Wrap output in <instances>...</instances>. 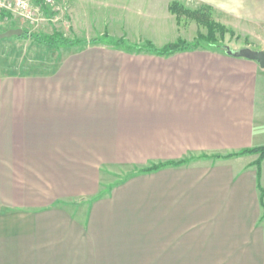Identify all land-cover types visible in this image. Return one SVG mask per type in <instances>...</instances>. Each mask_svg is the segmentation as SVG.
Wrapping results in <instances>:
<instances>
[{
  "label": "crops",
  "instance_id": "crops-1",
  "mask_svg": "<svg viewBox=\"0 0 264 264\" xmlns=\"http://www.w3.org/2000/svg\"><path fill=\"white\" fill-rule=\"evenodd\" d=\"M55 1L74 39L163 49L183 40L179 3L244 41H100L0 76V264H264L255 156L214 159L264 146V69L235 55L264 52V0Z\"/></svg>",
  "mask_w": 264,
  "mask_h": 264
},
{
  "label": "rangeland",
  "instance_id": "rangeland-1",
  "mask_svg": "<svg viewBox=\"0 0 264 264\" xmlns=\"http://www.w3.org/2000/svg\"><path fill=\"white\" fill-rule=\"evenodd\" d=\"M55 1V0H54ZM32 4L34 6H38L42 4V14L38 16L40 19L35 24H30L26 22H22L21 20H15L5 25L3 28H0V35L4 33L6 30L10 29H23L24 33L21 36H14L11 38H0V76L11 75V76H25V75H45L51 74L56 69L60 62L69 57L72 52V48L70 46H55L47 45L48 39L52 38L55 33L62 35L64 38L68 40H74L71 23H70V14L69 8L57 9L58 5L55 1V6L52 7L45 3L43 0H32ZM182 5V4H181ZM99 6V5H97ZM183 6V5H182ZM185 7V6H184ZM186 8V7H185ZM191 11H197L199 9H189ZM200 12H206L205 10H199ZM96 14V13H95ZM93 20V19H91ZM86 23V20H85ZM183 32V40L187 42L193 41V36L202 34L207 36L208 30L204 26H200L193 18H189L187 16H182L179 21ZM93 25H96V21L93 20ZM85 35V34H84ZM84 35H80L78 37H84ZM198 37V36H197ZM186 39V40H185ZM240 37H237L233 32H228L223 36L217 35L216 42H222L228 45L229 47H239L240 44L243 43ZM46 42V43H44ZM106 43V42H105ZM146 43L140 44L138 46H144ZM122 50V49H120ZM126 50V49H125ZM127 51H130L127 49ZM135 54V52L139 51H130V53ZM142 52V51H141ZM242 154V153H239ZM245 155H253L255 156V161L252 164L254 167H257L258 171H260V182L259 188L261 187L264 192V185L262 181V169L264 159L259 162L260 154L259 153H247L242 155H234L232 157H241ZM221 158H230L223 156H216L214 159ZM259 162V163H258ZM157 165L147 166V167H136L133 171H123L122 169L115 170L117 173H112V187L127 177H129L132 173H143L144 170L150 169ZM113 171V170H112ZM114 171V172H115ZM258 188V189H259ZM259 199L261 205V219H260V231H264V197L262 199V195L259 189ZM264 238V237H263ZM261 246V249H260ZM264 250V242L260 244L256 243V251L261 252ZM226 261V260H224ZM248 262H252L255 264H259L262 262V258L259 259H249ZM264 261V260H263ZM264 263V262H263Z\"/></svg>",
  "mask_w": 264,
  "mask_h": 264
},
{
  "label": "trees",
  "instance_id": "trees-1",
  "mask_svg": "<svg viewBox=\"0 0 264 264\" xmlns=\"http://www.w3.org/2000/svg\"><path fill=\"white\" fill-rule=\"evenodd\" d=\"M170 10L174 15H176L178 22L180 21L182 16H187L189 18H193L200 26L206 27L208 30L207 36L199 34L193 45L188 44L183 40H179L177 43L168 45L164 47L163 49H158L149 42L146 43L144 46H138V45L129 44L124 39H121V40L112 39L107 35L98 40L96 39L92 41H84V40H79V39L68 40L64 38L62 35L55 33V35L52 38L48 39L49 41L48 43L46 42L44 43H46L47 45H52L53 47L59 46V45L73 47V46H85L89 43H98L100 41H105L112 46L125 48L130 51H133V50L139 51V52L147 51V52H153L159 55L167 56V55L175 54L177 52L186 51L189 49H195L199 47V44L201 43H216L217 35L223 37L228 32V30L224 26L217 24L216 22L213 21L211 13L208 10H205L206 11L205 13L203 11L200 12L199 10L191 11L179 3H173L170 6ZM240 153L242 154L259 153L260 154L259 162H261L264 159V146L260 148L251 149V150H245ZM242 154H234V155H242ZM234 155H230L227 157H232ZM180 164H183V163H178V164L171 163V164H166V165L165 164L157 165L150 169L144 170L143 173H151L154 171H158L161 168L166 167V166H178ZM259 189H260L262 199H263L264 192L261 187Z\"/></svg>",
  "mask_w": 264,
  "mask_h": 264
},
{
  "label": "built area",
  "instance_id": "built-area-1",
  "mask_svg": "<svg viewBox=\"0 0 264 264\" xmlns=\"http://www.w3.org/2000/svg\"><path fill=\"white\" fill-rule=\"evenodd\" d=\"M43 1L52 7L56 5L54 0ZM41 6H34L32 0H0V28L15 20L30 24L37 23L40 20L38 16L43 11ZM10 30H6L4 33Z\"/></svg>",
  "mask_w": 264,
  "mask_h": 264
},
{
  "label": "water",
  "instance_id": "water-1",
  "mask_svg": "<svg viewBox=\"0 0 264 264\" xmlns=\"http://www.w3.org/2000/svg\"><path fill=\"white\" fill-rule=\"evenodd\" d=\"M23 33H24V31L21 28L13 29V30H10L4 34H1L0 38L4 39V38H11L14 36H21V35H23ZM235 55L238 57H243V58H246L249 60L256 61L259 63L261 68L264 69V52L263 51L258 52V51H254V50L246 48V49L240 50V52H237Z\"/></svg>",
  "mask_w": 264,
  "mask_h": 264
}]
</instances>
